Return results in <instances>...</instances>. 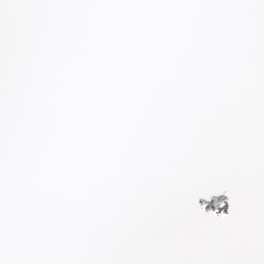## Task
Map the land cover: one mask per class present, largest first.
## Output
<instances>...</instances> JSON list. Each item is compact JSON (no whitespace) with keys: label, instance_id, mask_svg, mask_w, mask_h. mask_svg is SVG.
<instances>
[{"label":"snow or ice","instance_id":"6c2138e0","mask_svg":"<svg viewBox=\"0 0 264 264\" xmlns=\"http://www.w3.org/2000/svg\"><path fill=\"white\" fill-rule=\"evenodd\" d=\"M0 264H264V0H0Z\"/></svg>","mask_w":264,"mask_h":264},{"label":"rangeland","instance_id":"374dc122","mask_svg":"<svg viewBox=\"0 0 264 264\" xmlns=\"http://www.w3.org/2000/svg\"><path fill=\"white\" fill-rule=\"evenodd\" d=\"M221 204L223 207H221ZM202 205H206V210L215 211L217 213H226L227 210V199L225 197L215 198L211 202L207 203L202 201Z\"/></svg>","mask_w":264,"mask_h":264},{"label":"water","instance_id":"95a60500","mask_svg":"<svg viewBox=\"0 0 264 264\" xmlns=\"http://www.w3.org/2000/svg\"><path fill=\"white\" fill-rule=\"evenodd\" d=\"M220 197H225V198L228 200V197H227V195H225V194H221V195H219V196H214V197L212 198V200L215 199V198H220ZM212 200H210V201H205L204 199H201V200L199 201V203L202 204V201L209 203V202H211ZM228 208H229V205H228V203H227V210H226V213H227V211H228ZM205 210H206V209H205ZM206 211H208V210H206ZM226 213H225V214H226Z\"/></svg>","mask_w":264,"mask_h":264}]
</instances>
